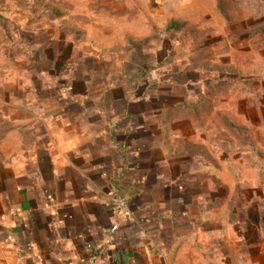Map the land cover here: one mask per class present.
Masks as SVG:
<instances>
[{"label": "rangeland", "instance_id": "1", "mask_svg": "<svg viewBox=\"0 0 264 264\" xmlns=\"http://www.w3.org/2000/svg\"><path fill=\"white\" fill-rule=\"evenodd\" d=\"M0 81L44 101L57 84L89 91L115 116L131 105L121 129L136 127L172 176L192 158L190 174L234 195L258 231L264 0H0Z\"/></svg>", "mask_w": 264, "mask_h": 264}, {"label": "crops", "instance_id": "2", "mask_svg": "<svg viewBox=\"0 0 264 264\" xmlns=\"http://www.w3.org/2000/svg\"><path fill=\"white\" fill-rule=\"evenodd\" d=\"M22 84L0 81V264H264V209L255 232L192 158L170 175L119 127L131 105L115 116L101 95L57 84L44 101Z\"/></svg>", "mask_w": 264, "mask_h": 264}, {"label": "built area", "instance_id": "3", "mask_svg": "<svg viewBox=\"0 0 264 264\" xmlns=\"http://www.w3.org/2000/svg\"><path fill=\"white\" fill-rule=\"evenodd\" d=\"M123 264H143V263H123Z\"/></svg>", "mask_w": 264, "mask_h": 264}]
</instances>
